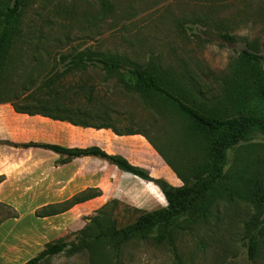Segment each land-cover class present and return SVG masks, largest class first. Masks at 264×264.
<instances>
[{"label":"rangeland","instance_id":"374dc122","mask_svg":"<svg viewBox=\"0 0 264 264\" xmlns=\"http://www.w3.org/2000/svg\"><path fill=\"white\" fill-rule=\"evenodd\" d=\"M13 0H0V20ZM19 38L0 67V101L10 100L30 111L56 112L53 107L82 108L108 115L121 130L144 132L164 158L182 173L203 162L202 145L186 130L189 122L166 102H149L127 91L96 64L66 70L61 57L90 50L117 55L142 67L173 72L178 84L208 105L219 98L236 68H246L242 51L264 58V0H24ZM251 66L257 68L258 64ZM264 70V60L259 63ZM191 81L197 85L191 88ZM221 97V96H220ZM248 98H255L250 94ZM256 99V98H255ZM52 108V109H51ZM75 121L94 119L71 117ZM0 120L26 128L30 119L1 110ZM13 141L18 136L1 133ZM251 145H264L254 133ZM230 161L231 152H228ZM188 163V164H187ZM1 203L2 202L0 200ZM30 199L10 205L18 219L0 226V264H23L46 243L72 241L93 215L70 213L35 216ZM221 247L194 224L177 237L182 264H264V248L247 260L243 222L254 209L236 200L218 204ZM6 210L0 206V218ZM204 239V247L198 244ZM120 264H176L165 244L134 241L122 247ZM42 264H88L87 255L66 253Z\"/></svg>","mask_w":264,"mask_h":264},{"label":"trees","instance_id":"16d2710c","mask_svg":"<svg viewBox=\"0 0 264 264\" xmlns=\"http://www.w3.org/2000/svg\"><path fill=\"white\" fill-rule=\"evenodd\" d=\"M23 4L24 0H13L0 20V67L15 42L22 39ZM242 58L246 68H236L221 91V97L215 98L208 105L201 98L204 89L195 88L198 96L191 95L178 84L173 72L162 71L158 66L142 67L117 55L90 50L71 51L62 56V61L68 59V71L81 69L87 63L96 64L108 75H115L127 91L137 94L143 100L156 102L158 99L166 102L189 122L186 132L202 145L204 158L202 163L190 165L184 173L165 160L182 182L180 187H174L162 179H154L148 171L129 164L124 158L108 155L98 148L64 149L37 143H8L15 148L49 149L65 154L68 158H102L122 171L155 184L167 203L164 208L141 214L122 227H117L109 215L98 212L74 234L72 241L46 243L36 256L23 264H42L47 259L66 253L87 255L88 264H120L121 248L134 241L165 244L176 264H182L176 245L178 235L188 232L191 225L207 226L211 221V227L205 233L221 247L219 233L222 230V216L218 204L233 203L236 200L254 209L242 224L247 260L254 262L264 248V145H251L254 133L264 135V70L259 66L264 58L245 50L242 51ZM255 63L258 64L256 69L251 66ZM194 82L191 81L192 89L197 86ZM248 94L256 99H247ZM11 106L16 113L48 117L45 112L30 111L14 102ZM51 119L76 125L71 118ZM113 131L117 135L122 134L114 128ZM124 134L139 133L128 130ZM145 138L154 147L150 139ZM228 152H231L230 161ZM77 200L73 198L62 204L43 206L35 211V216L45 218L61 214ZM0 206L6 210L0 218V224L18 218L14 208L1 202ZM198 244L204 247V239H200ZM220 251H224V247Z\"/></svg>","mask_w":264,"mask_h":264},{"label":"crops","instance_id":"0c3cea01","mask_svg":"<svg viewBox=\"0 0 264 264\" xmlns=\"http://www.w3.org/2000/svg\"><path fill=\"white\" fill-rule=\"evenodd\" d=\"M11 103L10 100L1 101L0 111L11 110L19 116H26L30 122L22 129L0 120V200L9 206L19 204L20 198L30 199L32 209L78 198L70 209L58 215L102 212L109 215L117 227H122L141 214L164 208L167 203L155 184L122 171L102 158H68L49 149L15 148L8 143H37L64 149L98 148L148 171L154 179H162L174 187L182 185L167 160L153 143L154 147L147 141L145 137L148 136L142 131L131 130L139 134L126 135L124 133L128 130L117 129L108 115H96L80 107H53L56 112L45 111L48 115L45 117L16 113ZM75 116L94 119L95 122L73 120L74 125L51 119ZM113 128L122 134L117 135ZM2 132L21 140H10L1 135Z\"/></svg>","mask_w":264,"mask_h":264}]
</instances>
